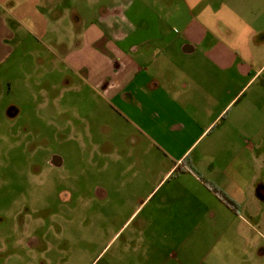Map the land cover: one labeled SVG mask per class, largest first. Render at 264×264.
Masks as SVG:
<instances>
[{
  "label": "crops",
  "instance_id": "obj_1",
  "mask_svg": "<svg viewBox=\"0 0 264 264\" xmlns=\"http://www.w3.org/2000/svg\"><path fill=\"white\" fill-rule=\"evenodd\" d=\"M46 37L100 198L125 206L109 264H264V0H0V76ZM209 236L229 244L188 243Z\"/></svg>",
  "mask_w": 264,
  "mask_h": 264
},
{
  "label": "rangeland",
  "instance_id": "obj_2",
  "mask_svg": "<svg viewBox=\"0 0 264 264\" xmlns=\"http://www.w3.org/2000/svg\"><path fill=\"white\" fill-rule=\"evenodd\" d=\"M39 43V59L0 76V264H109L125 206L100 198L91 157L99 142L80 139V82L48 75V38ZM190 242L203 255L229 244L221 236Z\"/></svg>",
  "mask_w": 264,
  "mask_h": 264
},
{
  "label": "trees",
  "instance_id": "obj_3",
  "mask_svg": "<svg viewBox=\"0 0 264 264\" xmlns=\"http://www.w3.org/2000/svg\"><path fill=\"white\" fill-rule=\"evenodd\" d=\"M209 185V188L214 192L216 193L224 202L226 203H230L228 198L220 191L218 190L217 188H215L213 185L211 184H208Z\"/></svg>",
  "mask_w": 264,
  "mask_h": 264
}]
</instances>
